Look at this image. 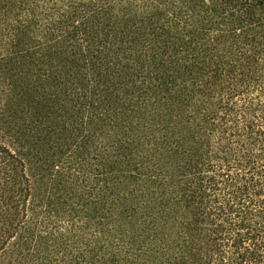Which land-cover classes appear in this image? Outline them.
<instances>
[{"label": "trees", "instance_id": "trees-1", "mask_svg": "<svg viewBox=\"0 0 264 264\" xmlns=\"http://www.w3.org/2000/svg\"><path fill=\"white\" fill-rule=\"evenodd\" d=\"M0 264H264V0H0Z\"/></svg>", "mask_w": 264, "mask_h": 264}]
</instances>
